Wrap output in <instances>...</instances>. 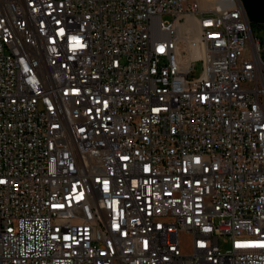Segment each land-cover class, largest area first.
I'll list each match as a JSON object with an SVG mask.
<instances>
[{"label":"built area","instance_id":"2783aa9c","mask_svg":"<svg viewBox=\"0 0 264 264\" xmlns=\"http://www.w3.org/2000/svg\"><path fill=\"white\" fill-rule=\"evenodd\" d=\"M261 53L241 0H0V264H264Z\"/></svg>","mask_w":264,"mask_h":264},{"label":"water","instance_id":"95a60500","mask_svg":"<svg viewBox=\"0 0 264 264\" xmlns=\"http://www.w3.org/2000/svg\"><path fill=\"white\" fill-rule=\"evenodd\" d=\"M251 23L264 24V0H241Z\"/></svg>","mask_w":264,"mask_h":264},{"label":"rangeland","instance_id":"374dc122","mask_svg":"<svg viewBox=\"0 0 264 264\" xmlns=\"http://www.w3.org/2000/svg\"><path fill=\"white\" fill-rule=\"evenodd\" d=\"M165 19H169V16H164ZM182 33H184V30H181ZM253 32L254 35L257 37H260L261 41H262V47H263V54H264V26H260V27H253ZM191 33L192 36L196 35V29L194 27V25L191 24ZM201 71V63L200 62H196L193 66V70H192V74L193 76H198L199 73Z\"/></svg>","mask_w":264,"mask_h":264},{"label":"bare ground","instance_id":"6f19581e","mask_svg":"<svg viewBox=\"0 0 264 264\" xmlns=\"http://www.w3.org/2000/svg\"><path fill=\"white\" fill-rule=\"evenodd\" d=\"M191 24L194 25V27L196 29V34H197V28L195 26V23L193 22V20L189 19L188 23H186V25L181 28V30H184L183 36H185L188 33H191ZM191 35H192V33H191Z\"/></svg>","mask_w":264,"mask_h":264},{"label":"trees","instance_id":"16d2710c","mask_svg":"<svg viewBox=\"0 0 264 264\" xmlns=\"http://www.w3.org/2000/svg\"><path fill=\"white\" fill-rule=\"evenodd\" d=\"M260 26H264V24H255V23H252V28L253 27H260ZM260 41H261V39H260ZM261 47H262V41H261ZM261 57L264 60L263 47H262Z\"/></svg>","mask_w":264,"mask_h":264}]
</instances>
